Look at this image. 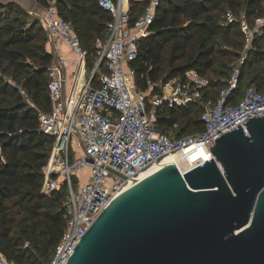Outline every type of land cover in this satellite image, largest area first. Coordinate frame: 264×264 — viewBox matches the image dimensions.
Masks as SVG:
<instances>
[{
  "label": "built area",
  "instance_id": "1",
  "mask_svg": "<svg viewBox=\"0 0 264 264\" xmlns=\"http://www.w3.org/2000/svg\"><path fill=\"white\" fill-rule=\"evenodd\" d=\"M146 1L135 20L130 2ZM109 15L102 35L95 38L91 54L82 47L70 20L61 18L54 0L31 10L44 29L52 56L47 71L49 110L36 109L39 129L52 138L47 163L42 168L40 193L64 192L68 216L51 257L42 264H65L79 239L115 197L159 169L170 154L210 148L217 137L247 118L264 115V92L248 85L234 101L226 102L238 86L242 66L264 28V15L251 24L243 11L227 9L224 23L238 24L242 49L215 100L204 99L210 79L195 69L165 83L160 91L138 90L131 61L139 41L151 34L160 0H97ZM67 48V52L62 50ZM264 49V48H263ZM92 65H88V57ZM102 65L104 69L102 70ZM196 105L203 129L176 137L157 129L158 110ZM156 169V170H157ZM145 177V176H144ZM27 246V244H25ZM0 264H16L0 252Z\"/></svg>",
  "mask_w": 264,
  "mask_h": 264
},
{
  "label": "trees",
  "instance_id": "2",
  "mask_svg": "<svg viewBox=\"0 0 264 264\" xmlns=\"http://www.w3.org/2000/svg\"><path fill=\"white\" fill-rule=\"evenodd\" d=\"M45 6L47 0H36ZM146 1H131L132 22ZM59 16L70 20L89 54L93 42L102 35L110 18L97 0H55ZM229 9L235 16L243 11L254 23L264 15V0H160L151 34L138 44L131 61L133 83L138 90L160 91L159 82L182 77L195 69L210 77L204 99L215 100L221 80L230 69L228 62L237 60L242 46L238 24L224 23ZM28 13L15 4L0 5V70L9 72L15 83L0 75V252L16 264H42L47 261L61 237L68 216L62 206L64 192L40 193L42 168L47 163L52 138L39 129L36 109L21 95L23 89L30 102L49 110L46 91L47 71L52 56L46 48L47 36L37 19L26 21ZM264 29V28H263ZM253 50L247 55L235 91L226 99L241 95V83L247 70L257 72L245 86L254 85L264 92V37L256 36ZM92 65V57H88ZM104 69L102 65V70ZM244 86V87H245ZM201 108L158 110L157 129L176 137L201 131ZM27 244V246H25Z\"/></svg>",
  "mask_w": 264,
  "mask_h": 264
},
{
  "label": "water",
  "instance_id": "3",
  "mask_svg": "<svg viewBox=\"0 0 264 264\" xmlns=\"http://www.w3.org/2000/svg\"><path fill=\"white\" fill-rule=\"evenodd\" d=\"M214 140L212 155H173L115 197L65 264H264V115Z\"/></svg>",
  "mask_w": 264,
  "mask_h": 264
},
{
  "label": "rangeland",
  "instance_id": "4",
  "mask_svg": "<svg viewBox=\"0 0 264 264\" xmlns=\"http://www.w3.org/2000/svg\"><path fill=\"white\" fill-rule=\"evenodd\" d=\"M62 1H66V2H68V0H62ZM54 3H55V0H54ZM42 5H40V4H36L31 10H34V11H38L39 10V8L41 7ZM26 19V21L28 22V21H31L32 19H37L36 18V16H34L33 14H30V13H28V17H26L25 18ZM263 33V37H264V29H262L261 30V34ZM241 49H242V46L240 47V51H241ZM236 59L235 60H231V61H229L228 62V66H229V68H231L235 63H236ZM230 70V69H229ZM229 70H228V73H229ZM257 72V67L255 66V67H253L252 69H250V70H247V75H245V77H244V79H243V81H242V83H241V88H240V92L242 93V90H243V88H244V86H245V84H246V82H247V79H249L250 78V76H252V75H254V73H256ZM0 75H2L3 76V78H5V79H7L9 82L11 81L12 83H15L16 82V79H14L13 80V78H12V76L10 75V73L9 72H7V73H5V72H2L1 70H0ZM207 76H208V78L210 77L211 79L214 77V75L212 76L210 73H207L206 74ZM228 75V74H227ZM209 78V79H210ZM213 79H215V77L213 78Z\"/></svg>",
  "mask_w": 264,
  "mask_h": 264
},
{
  "label": "bare ground",
  "instance_id": "5",
  "mask_svg": "<svg viewBox=\"0 0 264 264\" xmlns=\"http://www.w3.org/2000/svg\"><path fill=\"white\" fill-rule=\"evenodd\" d=\"M188 150H190V149H188ZM188 150H186V151H188ZM197 150L204 151V150H206V149H205V148H199V149H197ZM173 155H176V154H170V155H167L166 157H164L163 161H164L165 159H167V158L173 156ZM162 163H163V162H162ZM165 164H166V163H164V165H165ZM156 169H157V168H151V169H149L146 173H144L143 175L146 176V175L152 173L153 171H155ZM144 176H143V177H144Z\"/></svg>",
  "mask_w": 264,
  "mask_h": 264
},
{
  "label": "crops",
  "instance_id": "6",
  "mask_svg": "<svg viewBox=\"0 0 264 264\" xmlns=\"http://www.w3.org/2000/svg\"><path fill=\"white\" fill-rule=\"evenodd\" d=\"M46 48H47V50H48V52H49L50 45L48 44V41L46 42ZM62 50H63L64 52H67V48H66L65 46H62Z\"/></svg>",
  "mask_w": 264,
  "mask_h": 264
}]
</instances>
